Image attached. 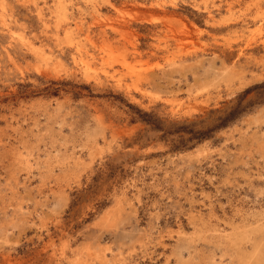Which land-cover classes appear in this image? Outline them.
<instances>
[{
	"label": "rangeland",
	"instance_id": "obj_1",
	"mask_svg": "<svg viewBox=\"0 0 264 264\" xmlns=\"http://www.w3.org/2000/svg\"><path fill=\"white\" fill-rule=\"evenodd\" d=\"M263 249L264 0H0V264Z\"/></svg>",
	"mask_w": 264,
	"mask_h": 264
},
{
	"label": "trees",
	"instance_id": "obj_2",
	"mask_svg": "<svg viewBox=\"0 0 264 264\" xmlns=\"http://www.w3.org/2000/svg\"><path fill=\"white\" fill-rule=\"evenodd\" d=\"M241 109H242V106L239 107L238 105H236L235 107L231 108L226 113L217 115L215 117L212 125L209 127V129H212V128L217 127L219 125H223L224 123H226L230 119H233L237 115V113H239V111H241ZM194 133L196 134L195 135L196 137H201V135L202 136L207 135L206 132L202 133V131H199V130H196Z\"/></svg>",
	"mask_w": 264,
	"mask_h": 264
},
{
	"label": "bare ground",
	"instance_id": "obj_3",
	"mask_svg": "<svg viewBox=\"0 0 264 264\" xmlns=\"http://www.w3.org/2000/svg\"><path fill=\"white\" fill-rule=\"evenodd\" d=\"M231 243H232V241H231ZM235 244V243H234ZM262 246V245H261ZM254 250V249H253ZM257 251V250H256ZM263 251H264V249H263ZM255 253V252H254ZM264 254V253H263ZM254 255V254H253ZM255 258H256V256H255ZM250 260V259H249ZM254 261V260H253ZM255 261H257V260H255ZM248 262V261H247Z\"/></svg>",
	"mask_w": 264,
	"mask_h": 264
}]
</instances>
